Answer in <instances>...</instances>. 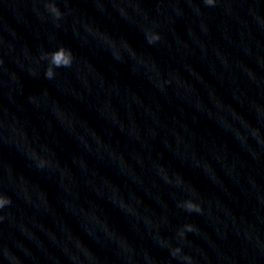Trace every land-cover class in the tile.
<instances>
[{"label":"clouds","instance_id":"9594fccd","mask_svg":"<svg viewBox=\"0 0 264 264\" xmlns=\"http://www.w3.org/2000/svg\"><path fill=\"white\" fill-rule=\"evenodd\" d=\"M204 3L208 6H214L215 0H204ZM47 11L51 13L53 18L55 20H59L63 13L57 6L56 0H50V2L46 3L45 5ZM160 40L159 33H153L149 32L146 34V41L148 44H154L157 41ZM41 59L48 61V66L45 69L44 76L46 79H53L56 75V69L59 68H69L71 67L73 60H74V54L70 48H66L65 46L61 45L57 49L51 51V52H45L42 54ZM41 165L43 164V161L40 162ZM167 179V177H165ZM177 183H179V180H177ZM11 204V199L7 195L0 194V209H3L5 206ZM178 207L183 208L185 211L189 213H199L202 209L199 204L194 202L191 199L184 200L182 202H179ZM3 217H0L2 219ZM196 231V228L191 223L184 224L177 232V235L181 238L185 236L186 232H193ZM182 249L177 246L175 248H172L171 255L173 257H180V259L187 261L188 264H191L192 258L190 256H180Z\"/></svg>","mask_w":264,"mask_h":264}]
</instances>
